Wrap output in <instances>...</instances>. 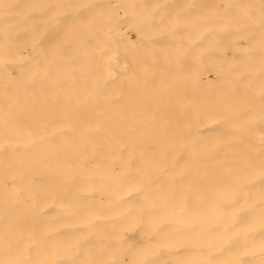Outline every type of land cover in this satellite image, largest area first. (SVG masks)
<instances>
[{"label":"bare ground","instance_id":"obj_1","mask_svg":"<svg viewBox=\"0 0 264 264\" xmlns=\"http://www.w3.org/2000/svg\"><path fill=\"white\" fill-rule=\"evenodd\" d=\"M0 264H264V0H0Z\"/></svg>","mask_w":264,"mask_h":264}]
</instances>
